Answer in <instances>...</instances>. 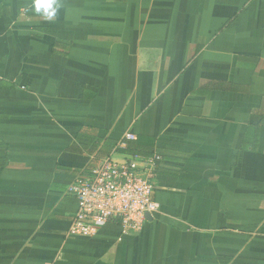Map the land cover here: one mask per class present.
<instances>
[{
	"label": "crops",
	"instance_id": "crops-1",
	"mask_svg": "<svg viewBox=\"0 0 264 264\" xmlns=\"http://www.w3.org/2000/svg\"><path fill=\"white\" fill-rule=\"evenodd\" d=\"M59 3L0 0V264H264V0ZM128 140L159 210L70 234L68 184Z\"/></svg>",
	"mask_w": 264,
	"mask_h": 264
},
{
	"label": "built area",
	"instance_id": "built-area-1",
	"mask_svg": "<svg viewBox=\"0 0 264 264\" xmlns=\"http://www.w3.org/2000/svg\"><path fill=\"white\" fill-rule=\"evenodd\" d=\"M125 138L134 135L126 133ZM161 160L157 152L113 153L78 172L67 186V193L76 199L69 233L92 236L105 223L118 224L122 233L140 230L147 214L159 210L154 186Z\"/></svg>",
	"mask_w": 264,
	"mask_h": 264
},
{
	"label": "clouds",
	"instance_id": "clouds-1",
	"mask_svg": "<svg viewBox=\"0 0 264 264\" xmlns=\"http://www.w3.org/2000/svg\"><path fill=\"white\" fill-rule=\"evenodd\" d=\"M32 5L37 14L48 20L53 19L61 7L59 0H32Z\"/></svg>",
	"mask_w": 264,
	"mask_h": 264
},
{
	"label": "trees",
	"instance_id": "trees-1",
	"mask_svg": "<svg viewBox=\"0 0 264 264\" xmlns=\"http://www.w3.org/2000/svg\"><path fill=\"white\" fill-rule=\"evenodd\" d=\"M125 144V148L121 149L124 153L140 154L145 156L151 155L153 153L151 150H148L147 152L137 150L136 148H138V146L136 145V142H134V140L125 141ZM7 157V154H5V152L0 149V172L7 162Z\"/></svg>",
	"mask_w": 264,
	"mask_h": 264
},
{
	"label": "water",
	"instance_id": "water-1",
	"mask_svg": "<svg viewBox=\"0 0 264 264\" xmlns=\"http://www.w3.org/2000/svg\"><path fill=\"white\" fill-rule=\"evenodd\" d=\"M151 216L149 214H147V219H149Z\"/></svg>",
	"mask_w": 264,
	"mask_h": 264
}]
</instances>
